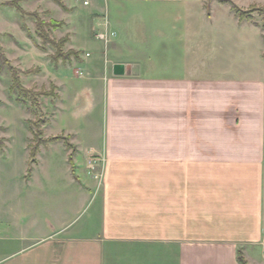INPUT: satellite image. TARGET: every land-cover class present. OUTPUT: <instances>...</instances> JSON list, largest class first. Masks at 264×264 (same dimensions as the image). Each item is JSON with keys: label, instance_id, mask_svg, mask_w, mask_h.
<instances>
[{"label": "crops", "instance_id": "1", "mask_svg": "<svg viewBox=\"0 0 264 264\" xmlns=\"http://www.w3.org/2000/svg\"><path fill=\"white\" fill-rule=\"evenodd\" d=\"M233 16L237 24L225 18L204 40L192 27L168 30L156 59L128 42L112 43L103 69L86 54L75 123L58 135L73 148L48 145L62 144L66 200L52 201L45 238L17 239L30 250L48 244L22 264H239L240 251L264 264L256 258L264 253V32ZM251 34L263 45L253 67L226 48L229 37L241 47ZM116 64L124 75H114ZM100 102L98 148L91 116ZM71 186L82 204L98 197V227L68 233Z\"/></svg>", "mask_w": 264, "mask_h": 264}, {"label": "rangeland", "instance_id": "2", "mask_svg": "<svg viewBox=\"0 0 264 264\" xmlns=\"http://www.w3.org/2000/svg\"><path fill=\"white\" fill-rule=\"evenodd\" d=\"M231 1L250 10L264 32V15L256 10L264 6V0ZM230 8L221 0H0V55L15 69L23 90L13 87L9 71L0 72V264H22L32 251H44L48 245L43 240L36 250H30L25 248L31 242L17 239L45 238L48 234L46 222L54 211L51 204L60 201L62 195L66 200V182L61 176L66 163L62 144L54 143L49 150L48 145L41 146L35 157L37 163L32 164L31 146L35 132L44 142L74 125V91L86 83V66L81 63L86 54L91 55L88 60L99 59L103 69L105 56L112 57V43L128 42L134 47L145 45L156 59L158 45L168 41V30L175 35L174 27L180 34L192 27L204 40L213 25L223 23L225 18V25L237 24ZM212 18L216 23L208 21ZM106 27L116 36L108 42L98 40L97 35ZM251 35L244 37L246 43L241 47L233 41L237 35L229 37L226 48H230V54L239 51L236 62L253 67L263 45L257 35ZM118 54L134 56L126 48ZM76 70H81L83 76H76ZM53 76L64 80L60 87L54 84ZM59 95L63 106L55 117L60 108ZM91 117L101 148L103 102ZM69 190L68 233L88 224L98 227V197L92 194L82 204L76 190L72 186ZM263 256L260 248L256 258L264 262Z\"/></svg>", "mask_w": 264, "mask_h": 264}, {"label": "trees", "instance_id": "3", "mask_svg": "<svg viewBox=\"0 0 264 264\" xmlns=\"http://www.w3.org/2000/svg\"><path fill=\"white\" fill-rule=\"evenodd\" d=\"M221 2L230 4L232 12L235 14V16L237 18H239V20L241 22H250L256 26H259V24L255 21L254 17L251 15L250 10H244V9L239 8L231 0H221ZM10 6H13V5L10 4ZM256 10L264 15V6L258 7V8H256ZM36 20L38 22L37 18H36ZM38 28L40 30V28H41L40 24H39ZM6 70L12 74L13 81H14L13 87L15 86V88H17V90L22 92L23 90H22L21 84L19 83V79L17 77L15 69L10 66L9 61L3 55L2 56L0 55V72L6 71ZM41 136L42 135H40L38 132H35L34 139H33L32 146H31L32 158H33L32 164L37 163L35 160V157H36V154L38 153V151L40 150L41 146H47L50 143L63 140V141H65V143L67 144L68 147L73 148L72 145L68 142V139L63 137V136L51 137V138L46 139L44 142L40 141ZM238 262H239V264H249L241 251L238 253Z\"/></svg>", "mask_w": 264, "mask_h": 264}, {"label": "built area", "instance_id": "4", "mask_svg": "<svg viewBox=\"0 0 264 264\" xmlns=\"http://www.w3.org/2000/svg\"><path fill=\"white\" fill-rule=\"evenodd\" d=\"M115 36V33H111L108 29V27L105 28V31L104 32H101L100 34L97 35V38L98 40L100 41H104V42H108V40L111 38V37H114ZM89 56V54L87 55ZM76 74L77 75H82V72L80 70H77L76 71Z\"/></svg>", "mask_w": 264, "mask_h": 264}, {"label": "water", "instance_id": "5", "mask_svg": "<svg viewBox=\"0 0 264 264\" xmlns=\"http://www.w3.org/2000/svg\"><path fill=\"white\" fill-rule=\"evenodd\" d=\"M125 74V66L123 64H116L114 66V75L122 76Z\"/></svg>", "mask_w": 264, "mask_h": 264}]
</instances>
